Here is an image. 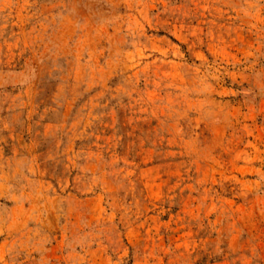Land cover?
Segmentation results:
<instances>
[{
	"label": "rangeland",
	"instance_id": "obj_1",
	"mask_svg": "<svg viewBox=\"0 0 264 264\" xmlns=\"http://www.w3.org/2000/svg\"><path fill=\"white\" fill-rule=\"evenodd\" d=\"M0 264H264V0H0Z\"/></svg>",
	"mask_w": 264,
	"mask_h": 264
}]
</instances>
